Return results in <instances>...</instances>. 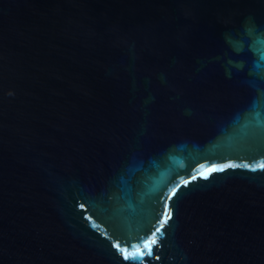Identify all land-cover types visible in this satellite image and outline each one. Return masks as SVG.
<instances>
[{
  "label": "water",
  "instance_id": "1",
  "mask_svg": "<svg viewBox=\"0 0 264 264\" xmlns=\"http://www.w3.org/2000/svg\"><path fill=\"white\" fill-rule=\"evenodd\" d=\"M262 164L264 0H0V264H264Z\"/></svg>",
  "mask_w": 264,
  "mask_h": 264
},
{
  "label": "snow or ice",
  "instance_id": "2",
  "mask_svg": "<svg viewBox=\"0 0 264 264\" xmlns=\"http://www.w3.org/2000/svg\"><path fill=\"white\" fill-rule=\"evenodd\" d=\"M225 167H228V166L226 165ZM259 167L264 168V164L259 165ZM218 170H222V169H209L208 172L218 171ZM203 175H204L205 178H206V177H207V172L204 173ZM193 178L195 179V177H193ZM185 183H187V181H185ZM166 215L170 218V213H166ZM157 231H159V229H157ZM152 243H155V241L153 240ZM144 248H145V249H148V255H151V249H150L149 244L146 243V244L144 245ZM136 251H137L138 253H140V255H143V253L140 252V249H137ZM130 255H131V254L125 252V259H128Z\"/></svg>",
  "mask_w": 264,
  "mask_h": 264
}]
</instances>
